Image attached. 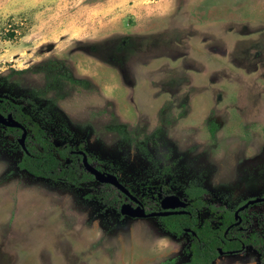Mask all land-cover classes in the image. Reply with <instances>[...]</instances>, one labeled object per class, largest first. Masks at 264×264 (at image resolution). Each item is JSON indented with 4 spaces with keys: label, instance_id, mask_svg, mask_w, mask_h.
I'll return each instance as SVG.
<instances>
[{
    "label": "rangeland",
    "instance_id": "obj_1",
    "mask_svg": "<svg viewBox=\"0 0 264 264\" xmlns=\"http://www.w3.org/2000/svg\"><path fill=\"white\" fill-rule=\"evenodd\" d=\"M0 98L141 201L264 197V0H0ZM20 137L0 125V264L189 263L190 235L122 215L112 185L20 169ZM244 215L264 236V202ZM211 264L264 261L247 244Z\"/></svg>",
    "mask_w": 264,
    "mask_h": 264
},
{
    "label": "trees",
    "instance_id": "obj_2",
    "mask_svg": "<svg viewBox=\"0 0 264 264\" xmlns=\"http://www.w3.org/2000/svg\"><path fill=\"white\" fill-rule=\"evenodd\" d=\"M71 81L72 84L82 83L76 79H71ZM0 111L5 115L12 114L16 120L29 130L26 139L27 152H23V156L18 163L20 169L26 170L37 178L60 181L76 187L82 186L85 182L95 180V177L87 172L82 165V156L78 153V151L85 152L82 146L57 145L41 124L22 110L21 105L12 103L7 99L0 98ZM6 131L14 132L18 136L21 135L22 130L6 128ZM89 161L92 163L90 157ZM99 169L101 170V168ZM111 188L114 189L115 187L111 186ZM207 193V190L200 186L186 188L185 194L192 203V215H174L161 218L165 229L177 236L184 234L186 228L192 229V243L188 250L191 259L187 264H211L219 255V248L227 249L233 246L228 242L227 236L231 237L235 233L239 236L242 234L236 229H231L226 236L227 229L234 222L235 211L208 204L205 201ZM106 196H111L110 202L115 205L118 203L120 206L123 202L117 197L114 190ZM205 207H208L214 216L207 217L201 221V218L197 217V213H200ZM215 216H221L219 228L213 226V222L217 219ZM242 216H244V212ZM243 242L253 245L261 253L264 261V236L254 233ZM160 264L178 263L175 259H171Z\"/></svg>",
    "mask_w": 264,
    "mask_h": 264
},
{
    "label": "water",
    "instance_id": "obj_3",
    "mask_svg": "<svg viewBox=\"0 0 264 264\" xmlns=\"http://www.w3.org/2000/svg\"><path fill=\"white\" fill-rule=\"evenodd\" d=\"M0 125H3L6 128H17L23 131L21 137L18 139L22 149L27 152L26 147V139L28 136V131L26 127L20 123L18 120L14 118L12 114L4 115L0 112ZM78 153L82 156V165L86 169L87 172L92 174L95 177V180L104 183L110 184L117 188L120 192L126 195L130 200L137 204V207H134L131 203H125L121 206V214L125 216H130L133 218H152V217H166L174 214H183L184 211L175 212L176 208H185L187 203L182 201V199L176 195H167L162 201L161 205L163 210L159 212L147 213L143 203L131 193V191L119 180V178L113 174L106 171H102L93 165L89 161V157L86 152L78 151ZM264 202V197L251 199L246 202L243 206H241L235 213L236 219H239L237 225L241 224L242 220L239 218V213L251 205H255L258 203ZM222 253V252H221Z\"/></svg>",
    "mask_w": 264,
    "mask_h": 264
},
{
    "label": "flooded vegetation",
    "instance_id": "obj_4",
    "mask_svg": "<svg viewBox=\"0 0 264 264\" xmlns=\"http://www.w3.org/2000/svg\"><path fill=\"white\" fill-rule=\"evenodd\" d=\"M1 112V111H0ZM2 113V112H1ZM5 115V114H4ZM27 129V128H26ZM27 131H28V129H27ZM22 133H23V131H21V135H22ZM103 171V170H102ZM201 187V186H200ZM128 188V187H127ZM129 189V188H128ZM130 191H131V193L133 194V195H135V193L131 190V189H129ZM122 193V192H121ZM123 194V193H122ZM124 195V194H123ZM163 198L165 197V196H167V195H176V194H174L173 192H169V190H167V191H164V193H163ZM126 198H127V200H124L121 204H120V211H121V206L123 205V204H125V203H131L134 207H137V204L136 203H134L132 200H130L126 195H124ZM136 196V195H135ZM176 196H178V195H176ZM137 197V196H136ZM179 197V196H178ZM138 198V197H137ZM162 198V199H163ZM181 198V197H180ZM139 199V198H138ZM162 199L160 200V201H156V200H146V201H141L140 199V201L143 203V205H144V208H145V210H146V212L149 214V213H152V212H159V211H162L163 210V208H162V205H161V201H162ZM182 199V201H184L185 203H187V206L185 207V208H176L174 211L175 212H178V211H184L185 213H183V214H174V215H192V209H191V207H192V203H191V201L187 198V199H183V198H181ZM247 201H249V200H247ZM247 201H245V203L244 204H246V202ZM261 203H263V202H261ZM153 204V205H152ZM244 204H242L241 206H243ZM256 205V204H255ZM240 206V207H241ZM253 205H251L250 207H252ZM240 207H238V209L240 208ZM249 207V208H250ZM249 208H247V209H245V210H243V211H241L240 213H239V218H241V220H242V222H241V224H239V225H237V222L239 221V219H236V215H235V219H234V222L229 226V228L227 229V231H226V236H227V234L230 232V230L231 229H236V231L238 230L239 231V233H243L244 232V230H246V228H245V223L247 222V219L245 218V215L244 216H242V213L243 212H245L246 210H248ZM237 209V210H238ZM236 210V211H237ZM236 211H235V213H236ZM174 215H170V216H174ZM166 217H168V216H166ZM197 217H199L200 218V213H197ZM155 218H159V219H161V218H164V217H155ZM202 221V220H201ZM162 225H163V222H162ZM163 227H164V225H163ZM164 229H165V227H164ZM166 230V229H165ZM167 231V230H166ZM169 232V231H168ZM171 233V232H170ZM185 233H188L189 235H190V237H191V243H192V234H193V231H192V229L191 228H186L185 229V232H184V234ZM173 234V233H172ZM175 235V234H174ZM241 235V234H240ZM177 236V235H176ZM181 236V235H180ZM177 237H179V236H177ZM227 240H228V242L229 243H231V248H227V249H224V248H219V254L220 255H229V254H237V253H241L242 251H244L245 250V248H246V246H247V244L245 243V242H243L244 240H245V238L241 235V236H239L237 233H235L234 235H232L231 237L230 236H227ZM191 243H190V245H191ZM226 244V243H225ZM190 245H189V247H190ZM187 250H189V248L187 249ZM222 252V253H221ZM259 252V251H258ZM260 253V252H259ZM260 256H261V258H262V255H261V253H260Z\"/></svg>",
    "mask_w": 264,
    "mask_h": 264
}]
</instances>
